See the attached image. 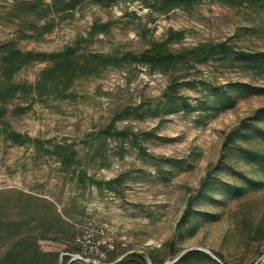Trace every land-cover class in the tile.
I'll return each instance as SVG.
<instances>
[{
    "label": "rangeland",
    "instance_id": "obj_1",
    "mask_svg": "<svg viewBox=\"0 0 264 264\" xmlns=\"http://www.w3.org/2000/svg\"><path fill=\"white\" fill-rule=\"evenodd\" d=\"M68 1L0 0V48L77 49L65 75H43L53 61L23 65L7 80L0 72V91L21 87L0 99V264L64 256L67 264H174L190 251L215 261L199 256L200 264H263L264 185L243 177L264 184V175L240 148L264 143L236 138L222 148L264 107V91L237 88L264 90V74L235 57L159 70L93 56L140 52L171 31L181 34L172 50L264 51V8L197 0L160 11L148 0H113L67 10ZM92 28L103 31L90 37ZM4 128L27 139L14 143Z\"/></svg>",
    "mask_w": 264,
    "mask_h": 264
},
{
    "label": "trees",
    "instance_id": "obj_2",
    "mask_svg": "<svg viewBox=\"0 0 264 264\" xmlns=\"http://www.w3.org/2000/svg\"><path fill=\"white\" fill-rule=\"evenodd\" d=\"M113 0H69L65 8L67 10H74L83 3L93 2V3H109ZM151 2V7L155 10L160 11H169L174 8H187L192 6L197 0H148ZM236 1L238 3H247L250 6L262 7L264 8V0H229ZM95 27V26H94ZM103 31V30H100ZM100 31H95L92 28V32L89 33V36L96 35ZM181 34L178 32H170L169 38L162 42H153L147 48L143 49L140 52H126L123 54L115 55H104L98 54L93 56L95 59H98L101 63L105 65H117V64H139L145 65L152 69L159 70H169L173 69L178 65L188 64V63H197L203 64L208 62L211 59L216 58H226V57H235L242 60L248 64V68L254 70L257 73L264 74V51L257 52H240L234 51L232 48L226 46L225 44H216V45H199L192 48H182L180 50H172L168 46L170 39H178ZM0 72L2 76L7 80L14 72L19 70L23 65L29 63H43L45 61H53L54 65L51 67V70H45L43 75L48 72L51 75H65L69 71H72L73 68H69L73 62L72 57L76 53L77 49L75 48H66L64 51L57 54H45V53H36V52H22L15 48L11 43L5 44L0 48ZM67 68V69H66ZM0 73V74H1ZM67 78V77H66ZM69 78L66 80L68 81ZM237 86V85H235ZM174 86L170 88L169 93L164 94L167 104L173 103V94ZM239 87V86H237ZM0 91V99L2 102H5L10 97H13L16 92L20 90L19 85H10L7 84ZM238 90L244 92H261L262 89L256 90L252 88H237ZM244 89V90H243ZM182 104H183V99ZM184 105V104H183ZM26 109H18L16 113H23ZM6 113V109L3 104L0 105V120ZM259 123L264 124V107L258 108L254 111L253 116L248 119H243L240 121L239 126L234 130L230 131L226 136L223 144V150L228 151L232 147V143L236 138H255L264 143V126H261ZM5 137L14 143L21 144L23 139H27L24 136L14 132L3 129ZM116 135H123L124 132H114ZM57 149H62V147H56ZM243 157L247 163L251 164L258 172L264 175V150L261 149H242L240 148ZM114 181L106 182V185H111ZM243 182L249 187H262L264 184L261 182H256L254 180L243 177ZM234 193L236 191L242 190L241 188H234ZM71 252L79 253L78 248L71 250ZM204 257L208 261L215 262L211 260L207 255L200 254L199 252H186L182 254L174 264H200L197 257ZM69 260L68 256L62 257L61 264H67ZM117 264H126V261L119 262ZM264 264V263H263Z\"/></svg>",
    "mask_w": 264,
    "mask_h": 264
},
{
    "label": "built area",
    "instance_id": "obj_3",
    "mask_svg": "<svg viewBox=\"0 0 264 264\" xmlns=\"http://www.w3.org/2000/svg\"><path fill=\"white\" fill-rule=\"evenodd\" d=\"M103 244L105 245V247L108 249V250H112L113 247L112 245L110 244V241L108 240L107 242H103Z\"/></svg>",
    "mask_w": 264,
    "mask_h": 264
}]
</instances>
